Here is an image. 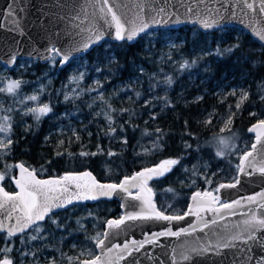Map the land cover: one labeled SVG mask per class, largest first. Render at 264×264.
Returning a JSON list of instances; mask_svg holds the SVG:
<instances>
[{
  "label": "trees",
  "instance_id": "trees-1",
  "mask_svg": "<svg viewBox=\"0 0 264 264\" xmlns=\"http://www.w3.org/2000/svg\"><path fill=\"white\" fill-rule=\"evenodd\" d=\"M176 31L181 43L167 57L162 51L161 36ZM151 32L154 33L152 37L146 33L133 44L104 41L81 56L92 63L103 54H110L105 66L110 77L107 85L123 88L129 95L127 100L117 101V108L111 115L116 128L114 135L108 134L107 120L89 115L80 122L72 120L79 133L76 139L71 134L62 136L53 131L61 122L59 116L63 110H74L81 104V100L65 101L62 92L63 82L77 59L62 70L58 68L59 59L55 63L30 60L28 68L0 73V81H22L18 92H27L41 83L47 69L51 70L50 74H57L44 95L52 111L42 117L39 124L30 114L19 116L15 108L11 112H1L12 117L14 144L11 154L0 162V171L4 164L19 162L35 169L41 178L90 171L99 181L118 182L162 160L175 159L178 163L170 171L149 183L156 206L169 215H182L194 192H210L223 183H235L239 159L253 142L248 129L264 119V101L260 99L264 95L263 47L237 27L203 33L196 26L185 25L179 29ZM104 45L108 47L104 49ZM198 48L203 52L197 53ZM228 48L233 51H225ZM217 49L221 55L216 54ZM185 61L196 63L181 70L180 65ZM194 72L196 79L189 81V74ZM167 74L172 83L162 86L161 79ZM240 83L246 87L248 99L237 109L233 97L224 98L216 92L224 84L228 90ZM0 100L4 109L13 107V97L8 94L0 92ZM166 102L170 106H166ZM226 112L230 113L232 122L221 132L218 119ZM209 113L212 115L206 117ZM28 126L32 127L26 131ZM116 136L121 139H114ZM221 138L228 141L226 147L219 144ZM154 142L159 143V148L153 147ZM221 148L224 155L217 156ZM58 152L62 154L57 155ZM81 152L96 155L81 156ZM109 152L115 155L109 156ZM16 171L14 169L12 176L2 181L5 191H15L12 177L16 176ZM165 202H170L171 207L166 208ZM119 217L116 200L78 204L51 213L39 224L42 239L30 240V235L35 234L32 229L11 238L7 233H0V248H12L10 253L0 252V259L7 256L13 264H47V257L52 259V264H69L74 254L73 241L87 243L94 250L96 244L92 238L98 233L103 238L106 222ZM22 252L35 255L23 256ZM81 260L71 264H79Z\"/></svg>",
  "mask_w": 264,
  "mask_h": 264
},
{
  "label": "snow or ice",
  "instance_id": "snow-or-ice-1",
  "mask_svg": "<svg viewBox=\"0 0 264 264\" xmlns=\"http://www.w3.org/2000/svg\"><path fill=\"white\" fill-rule=\"evenodd\" d=\"M103 8L107 9V15L110 17V20H106V23L109 26L115 28L114 39L121 41H133L140 33L145 32L146 29L150 27V24L147 22L141 21L138 25L130 24L126 18L122 17L118 12V5L115 4V0H102ZM203 3V0H200ZM237 3L243 4L245 8L250 11H254L256 8H259L260 14L264 15V0H236ZM185 0H181V6L183 7ZM44 7V6H42ZM140 13H144L146 10L151 11V8H148L143 0L137 4ZM222 8L227 9L228 4H222ZM103 10V9H102ZM41 16L39 24L43 26L45 18H47L48 13L40 10ZM157 11V14L172 15L175 13H169L168 10L164 7H160ZM187 13L193 14L197 17L193 22H198L205 29L212 28L219 25V19H224L223 14L217 9V14L219 19L213 18L209 19L207 17L201 19L200 11L194 8L192 4H188L186 8ZM27 12V5L25 0H12L7 5V9L4 12V16L9 18L14 27L10 29L11 31L17 32L21 37L26 35L28 25L22 23L23 17L20 13ZM235 15V9L233 8L232 13ZM61 19L63 17H60ZM77 17H72L76 19ZM155 24H159L160 20H153ZM167 21H165L166 23ZM180 19L177 18L176 23H180ZM33 26L36 22L33 21ZM3 24H0V27H3ZM254 34L259 37L261 41H264V28L256 30L253 28ZM104 37V32L102 30L96 31L93 36H90L88 41L83 42L81 45H77L74 49H69L65 51L62 48H58L55 44H51L45 51L50 53L49 56H43L38 49L33 48L32 52L37 53V56H42L44 59H50L55 63L56 57H59L60 64L63 66L66 62L69 61L70 56L73 51H85L91 44L97 43ZM19 44L20 42L17 41ZM233 47H239V45H234ZM227 52L233 51V48L225 49ZM18 52L13 53L9 63H14L16 55ZM217 55H221L219 49L216 52ZM31 55V53H30ZM196 61H192L189 64L185 61L180 65L181 70L191 68L195 65ZM83 78V73L79 77H72L70 82L79 83ZM169 85L172 83L171 77L166 81ZM22 81L9 80L6 85L0 87V92L6 93L11 96H16L20 88ZM97 87H102L99 84V81L96 82ZM97 88H92L90 91H96ZM41 93L43 89L40 90ZM75 92V89H73ZM235 95V91L232 93ZM139 97V93H137ZM101 98L102 95H101ZM70 99L66 94L65 100ZM248 99V93L243 92L241 99L237 102L236 108L239 109L244 100ZM264 101V95L260 97ZM26 101L35 102V106L27 107L24 110V115H31L36 122L39 124L42 117L47 116L52 108L47 103H40L38 95H31L25 98ZM24 103V101H21ZM150 103L149 102H146ZM166 106H170L166 102ZM12 109H4L3 105H0V112H11ZM114 111V110H113ZM255 115V113H251ZM155 119V115L152 117ZM105 119L108 121L109 125V135H114L116 128L114 127V120L111 116V113L105 115ZM210 122V121H208ZM231 118L226 121V127L231 124ZM32 126H28L26 131L29 130ZM13 121L12 117L5 114L0 115V162L4 161V158L11 154L12 146L14 144L12 137ZM225 129L221 128V132ZM158 133L159 129L156 130ZM249 132L256 134V143H253L251 146V151H246L241 157V164L238 166V169L241 173L245 172V161H248V167L252 168L255 171H258L260 174L264 175V119H259L257 123L253 124L252 127L248 129ZM149 135L148 132L144 133ZM47 139V138H46ZM159 140V137H158ZM127 143V140L123 141ZM63 143V141H61ZM219 144L222 146H227L228 141L221 138ZM257 145H261L258 150ZM154 148H159V143H153ZM188 147H191L188 145ZM145 151H150L145 149ZM259 152L261 154L260 159H256L254 153ZM62 153H57L61 155ZM81 156L87 155H96V153H86L81 152ZM109 156L115 155L113 152L108 153ZM217 156H223V149H219L216 153ZM252 158L251 160L249 158ZM178 161L175 159L162 160L159 164L153 167H146L143 170L136 172L131 177H125L118 183H101L99 182L90 172H69L61 175L59 177H53L48 179L38 178L37 171L35 169H30L25 166L23 163L15 164H4V169L0 171V182H2L6 177L12 176L13 170L18 169V175L12 177V182L15 184L18 189L16 192L10 193L5 191L2 184H0V216H3L7 220H15L14 224L5 225L2 220H0V231H7L8 238L16 235L17 233H23L28 229H32L35 234L30 235V240L35 241L37 239H42L39 235L41 228L38 222L43 221L45 217L49 215L54 209L64 208L69 204H72L74 200H97L101 197L111 198L113 194L116 193H125L128 198L132 200L140 201V211H129L125 216H121L119 219L108 220L107 228L120 229L121 225L125 224V221H148V220H161V221H173V220H182L186 216L192 215L196 216L197 219H200V213L204 211L214 212L217 215H221L224 211H231L234 205H239L240 201H234L233 203H221L219 207H216V203L219 201L218 196H214L211 192H196L193 197V204L189 205L188 211L183 215H166L163 210H157L156 206L151 200V189L147 187L148 180L152 179L154 176H163L165 172L170 171L171 167L177 164ZM251 174V173H247ZM239 183V180L236 181ZM225 187H235V184H221L219 188L216 189L219 192L220 188ZM136 188L138 191L133 193L132 189ZM261 197H264V193L260 194ZM250 202L255 203V197L247 198ZM121 207H127V205L122 204ZM261 208L264 209V204L261 205ZM18 213V215H15ZM53 223L55 221L53 220ZM212 223H217V220H212ZM244 225L243 228L238 229L235 233L231 234L229 238L223 239V242L217 240L215 243H203L198 242L190 244L187 246L182 245L179 252L177 253L176 249H173L174 253H177L179 260L176 259V255L173 256L172 264H192L196 258H203L208 254L219 256L222 253L223 249H236L237 254L233 255V264H264V215L257 216L253 213L250 218L242 221ZM35 226V227H33ZM192 231H196V225L190 226ZM204 228L209 227L207 221L203 224ZM203 231V229H200ZM109 231L103 233V238L101 234H97L93 237V241L96 244V247L101 249L103 255L108 257L110 253L115 252V264H119L120 260H125L127 256L132 254V250L129 249L128 244L123 246L112 244L108 245L105 241L109 237ZM189 235L188 229H181L180 231L173 232L170 229L162 231L159 233H153V238L149 240L146 237V241L149 243H155L156 238L160 236H177L180 235ZM22 242H24L22 240ZM132 244H137L136 241H132ZM239 245H243L240 247ZM144 247V242H139L138 246L134 251H139L140 248ZM105 249H107L105 251ZM12 251L11 247L0 248L2 253H10ZM23 256L35 255L34 253L22 252ZM73 258H69V264H71ZM0 264H13V261L5 256V258L0 259ZM52 264V262H50ZM80 264H113L112 258H109L107 261L103 260L101 256H95L93 259L81 261Z\"/></svg>",
  "mask_w": 264,
  "mask_h": 264
},
{
  "label": "water",
  "instance_id": "water-1",
  "mask_svg": "<svg viewBox=\"0 0 264 264\" xmlns=\"http://www.w3.org/2000/svg\"><path fill=\"white\" fill-rule=\"evenodd\" d=\"M10 2H12V0H0V24L4 25L3 27H0V63L7 70H13L16 60L19 58H28L30 60L39 61L40 63H46L50 60L44 59L42 56L38 57L37 53L32 52L33 48L38 49L39 52L43 54V56H49L51 54L47 53L45 50L51 46V44H55L56 47L62 48L65 51L74 49L77 45H81L83 42L88 41L89 37L93 36L95 32L99 30L104 32L103 39L97 43L91 44V46L85 51H73L69 61L63 66H61L59 62L58 68L60 70L66 68L74 59L89 53L91 49L101 45L104 41L115 43H121L124 41L128 44H133L140 36L152 30L179 29L185 25L190 27L196 26L203 33H210L225 27H237L252 37L256 43L261 45L264 49V41H261L253 31V28L256 30L264 28V15L260 14L259 8H256L254 11H250L245 8L243 4L237 3L236 0H203V3H201L200 0H185L183 7L181 6V0H143V3H145L148 8L152 9L151 11L146 10L144 13H140L139 8L137 7V4L140 3L141 0H115V4L119 6V14L126 18L130 24L138 25L142 20L143 22L150 24V27L146 29L145 32L140 33L133 41L130 42L127 40L118 41L114 39L115 28L109 26V24L106 23V20H110V17L107 15V9L103 8L102 0H25L27 12L19 14L21 17H23L22 23L28 25L26 35L23 37H21L17 32L10 30L14 27L13 22L4 16L7 5ZM188 4H192L194 8L200 11L201 19L205 17L209 18L210 20L213 18L219 19L216 11L217 9H219L223 14L224 19H219L218 26L205 29L200 23L193 22L197 19V17L193 14L187 13L186 8ZM222 4H228L229 7L224 9L221 7ZM160 7H164L169 13L175 14L158 15L156 10H158ZM233 8L235 9L234 16L231 14ZM40 10L48 13L47 18L44 20L43 26L39 24L41 16ZM77 16L78 18L72 19V17ZM60 17L63 18L61 19ZM177 18L180 19V23H176ZM154 19L160 20V23H153L152 21ZM33 21L36 22L35 26H33ZM165 21L167 22L165 23ZM17 41L20 43L18 44ZM16 52H18V54L16 55L15 62L9 63L11 56ZM250 134L253 137L252 144L256 143V134L253 132H250ZM251 146L247 151H251ZM260 147L261 145H257L258 150ZM254 156L256 159L261 158V154L259 152L254 153ZM249 159L251 160L252 158L250 157ZM238 164H241V158L239 159ZM141 170L143 169H140L136 172ZM136 172H133L129 176L122 177L118 182L123 180L125 177L133 176ZM90 173L93 175L92 172ZM247 173L251 174L249 175ZM17 175L18 169L16 171V176ZM158 177L161 176H154L152 179L148 180L147 187L150 188L149 183ZM38 178L48 179L53 177L50 176ZM237 179L239 180L238 184L236 182ZM236 181L235 183H223L236 184L235 187H225L220 188L219 190V196L222 203H233L234 201H240L239 205H234L231 211H224L221 215H217L214 212L204 211L200 213L199 220L196 216L192 215L186 216L182 220L173 221L126 220L125 224L121 225L120 229L112 230L107 228L106 223L104 232L109 231L110 234L105 243L109 246L112 244L121 246L124 244L129 245V249L132 250V254L127 256L125 260H120L119 264H172L174 255H176V259L179 260L177 253L179 252L182 245L187 246L198 242L215 243L217 240L223 242V239L221 238L227 239L238 229L243 228L244 225L242 224V221L250 218L253 213H255L257 216L264 215V209L261 208V205L264 204V197H261L260 195L261 193H264V175L248 167V161H245V172L241 173L238 170ZM99 182L118 183L109 181ZM0 184H2V182H0ZM14 188V192H16L18 189L16 188L15 184ZM132 191L133 193H136L138 189L133 188ZM195 193L196 192L191 194L185 212L188 211L189 205L193 204L192 197ZM150 196L153 204L156 206L155 195L152 190ZM248 197H255V203L250 202L247 199ZM111 200H116L119 203L120 217L125 216L129 211H140V201L128 198L125 193H116L113 194L111 198L101 197L97 200H74L72 204H69L64 208L54 209L49 213V215L51 213L66 210L69 207L78 204ZM122 204L127 205V207H121ZM219 206L220 205H216V207ZM156 208L159 210L157 206ZM15 215H18V213H15L14 216ZM49 215L45 217L43 221L38 223H43L49 217ZM214 219L217 220V223L215 224L212 223V220ZM0 220H2L5 225H11L15 223L14 219L7 220L4 219L3 216H0ZM109 220H113V218H110ZM205 221L209 223V227L207 228L203 227ZM191 225H196V231H192L190 227ZM168 229L173 232L180 231L181 229H188L190 234H182L179 237L160 236L156 238L155 243H149L146 241V237L149 240L153 238V233H159ZM200 229H203V231ZM0 233H7V231H0ZM23 233H17L14 236H18ZM132 241H136L137 244H132ZM139 242H144V247L140 248L139 251H134ZM239 246L242 247L243 245ZM95 249L97 252L96 256H101L105 261H107L109 258H112V262L115 264V252L110 253L108 257H105L101 249L97 247ZM173 249H176L177 253H174ZM106 250L107 249H105V251ZM234 254L238 255L236 249H223L221 255L219 256L212 255L210 253L203 258H196L192 264H233ZM184 264H188V262H184Z\"/></svg>",
  "mask_w": 264,
  "mask_h": 264
},
{
  "label": "rangeland",
  "instance_id": "rangeland-1",
  "mask_svg": "<svg viewBox=\"0 0 264 264\" xmlns=\"http://www.w3.org/2000/svg\"><path fill=\"white\" fill-rule=\"evenodd\" d=\"M149 36H153V32L147 33ZM177 31L172 33H164L161 36V47L163 54L167 57H169L173 50L176 48L178 44L181 43V41L177 40ZM108 45H104V49H106ZM203 50L201 48L197 49V53H201ZM110 54H103L99 60H95L92 63H89L86 59H83L82 57L77 58V61H75L71 67L70 71L67 75V78L65 82H63L62 92H63V99L65 100V95L67 94L70 99L65 100L70 103H75L78 100H81V104L78 105L74 110H63L60 114L61 122L55 125L54 132L58 135L67 136L69 134L72 135L73 138H78L79 133L77 131V126H75L72 122V120H76L80 122L85 117L94 116V117H100L101 119H105V115L107 113L113 114L115 111L116 103L117 101L127 100L129 98V95L125 93V90L123 91V88H120L118 86L113 85H107L110 82V77L108 75V71L106 70L105 66L106 63L109 61ZM56 59H59L56 57ZM55 59V60H56ZM73 62V61H72ZM30 66V59L28 58H19L16 60L15 68L13 70L17 71L21 68H28ZM1 67L3 69H1ZM6 69L1 65L0 63V73L3 74ZM51 70L47 69L44 72V80L33 86L29 91L27 92H18L16 96L13 97V108L17 109L18 115L22 116L24 115V110L27 107L35 106V102L32 101H26L25 98L31 95H38L39 96V102L40 103H46V99L44 98V95L47 94L50 84L52 80L57 78V74H50ZM83 73V78L80 80V82L74 83L70 82L72 77H79L80 74ZM197 73H190L189 74V81H192L196 79ZM169 78V75H163L162 77V86H164L167 82V79ZM137 79H135L133 82H136ZM7 81L9 79H2L0 81V87H3L6 85ZM99 81V84L102 85V87H97L96 82ZM226 84L219 87L216 93L223 94L224 98H226L228 95L233 97L235 99V102L237 103L241 99V95L243 92H246V87L240 83L237 86H231L228 90L225 89ZM97 88L96 91H90L92 88ZM41 89H43V92L41 93ZM75 89V92L73 91ZM235 91V95L232 93ZM226 93V94H225ZM6 94V93H5ZM101 95L103 98H101ZM21 101H24V103H21ZM0 105H3V102L0 100ZM82 105L84 109H82ZM4 107V105H3ZM114 110V111H113ZM0 115L2 113L0 112ZM212 115V113H209L206 115ZM230 118V113L226 112L224 116L218 119L220 128H224L225 130L228 129L230 125L227 127L226 121ZM106 120V119H105ZM106 126L109 128L108 123ZM114 139H121L118 136H116ZM123 141V140H121ZM145 146V145H144ZM165 174V173H164ZM214 196L219 197V201L216 203L217 205H220L222 202L220 200L219 192L216 190L210 191ZM164 199V198H163ZM166 208L171 207L170 202H165ZM71 249L74 250V254L71 256L72 262H76L77 260H83L90 259L89 257H95L97 255L96 249L92 250L90 246L85 244H80L78 241H73L71 245ZM96 252V253H95ZM91 258V259H93ZM45 261L47 264H50L52 262V259H48L45 257ZM82 261V260H81ZM80 261V262H81ZM79 262V264H80ZM38 264H43V262H39ZM54 264V263H53Z\"/></svg>",
  "mask_w": 264,
  "mask_h": 264
}]
</instances>
